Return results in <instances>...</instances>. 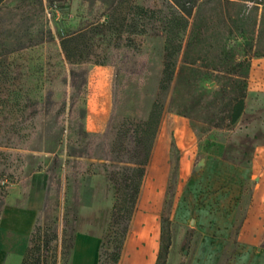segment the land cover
<instances>
[{
  "label": "rangeland",
  "instance_id": "rangeland-1",
  "mask_svg": "<svg viewBox=\"0 0 264 264\" xmlns=\"http://www.w3.org/2000/svg\"><path fill=\"white\" fill-rule=\"evenodd\" d=\"M7 3L0 47L37 44L0 57V73L8 70L0 79L6 90L0 100L8 95L19 105L0 117L23 123L30 139L14 150L23 166L0 208V264H23L36 234L39 264H99L115 190L106 171L109 144L95 135L107 130L113 114L117 120L148 117L165 62L169 1L56 0L50 6L44 0L43 14L29 2ZM141 9L148 11L144 18ZM89 31L93 53L107 62L71 71L60 37ZM127 52L142 58L140 72L116 76L110 61ZM173 90L174 84L163 98L159 134L119 264H264V238L253 242L244 229L252 181L246 155L232 146L233 128L210 129L175 114Z\"/></svg>",
  "mask_w": 264,
  "mask_h": 264
},
{
  "label": "trees",
  "instance_id": "trees-1",
  "mask_svg": "<svg viewBox=\"0 0 264 264\" xmlns=\"http://www.w3.org/2000/svg\"><path fill=\"white\" fill-rule=\"evenodd\" d=\"M43 1L20 0V3L29 2L31 10L41 8L43 14ZM168 1V13L163 20L165 62L157 99L148 117L145 120H117L113 114L107 130L102 135H95L109 144L106 161L110 164L106 165V171L115 190L112 220L101 246L99 264L120 262L159 134L164 113L163 98L172 84L174 90L170 108L175 114L210 129L232 128L245 110L251 61L264 57V0ZM7 2L0 0V13L8 9ZM55 2L48 0V5L52 6ZM141 10L144 18L148 11ZM108 24L109 21L100 24L97 29ZM90 33L60 37L62 58L71 71L78 66L107 62L105 57L93 53ZM35 42L24 46L31 47L37 44ZM45 42L48 40L40 41ZM25 47L11 50L3 45L0 57L7 60L12 52ZM141 63L142 58L133 52L125 53L117 61H110L116 76L121 73L139 74ZM3 72L0 79L5 80L8 70ZM226 82H230L232 87L228 88ZM5 91L0 81V96ZM4 99L0 100V114L11 107H19L8 101V95H4ZM22 124L0 117V208L8 197L10 187L17 183V173L23 166L21 155L14 150L30 140L24 134ZM35 236L36 241L27 250L23 264L40 262L41 235ZM161 257L162 251L158 260Z\"/></svg>",
  "mask_w": 264,
  "mask_h": 264
},
{
  "label": "crops",
  "instance_id": "crops-1",
  "mask_svg": "<svg viewBox=\"0 0 264 264\" xmlns=\"http://www.w3.org/2000/svg\"><path fill=\"white\" fill-rule=\"evenodd\" d=\"M232 128V146L246 155L248 178L252 181L244 229L253 242H259L264 238V57L251 61L245 110ZM223 144L225 150L230 145L228 141Z\"/></svg>",
  "mask_w": 264,
  "mask_h": 264
}]
</instances>
